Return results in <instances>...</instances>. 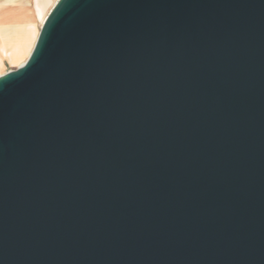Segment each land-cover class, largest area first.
Masks as SVG:
<instances>
[{
	"label": "water",
	"instance_id": "95a60500",
	"mask_svg": "<svg viewBox=\"0 0 264 264\" xmlns=\"http://www.w3.org/2000/svg\"><path fill=\"white\" fill-rule=\"evenodd\" d=\"M0 264H264V0H56L0 74Z\"/></svg>",
	"mask_w": 264,
	"mask_h": 264
},
{
	"label": "rangeland",
	"instance_id": "374dc122",
	"mask_svg": "<svg viewBox=\"0 0 264 264\" xmlns=\"http://www.w3.org/2000/svg\"><path fill=\"white\" fill-rule=\"evenodd\" d=\"M41 3V8H36V3ZM56 0H0L4 5V18L0 20V38L11 46L15 41H20V48L15 50L11 58L4 53L0 60V74L16 68L28 56L39 32L41 21L51 9ZM3 13L2 8L0 14Z\"/></svg>",
	"mask_w": 264,
	"mask_h": 264
},
{
	"label": "crops",
	"instance_id": "0c3cea01",
	"mask_svg": "<svg viewBox=\"0 0 264 264\" xmlns=\"http://www.w3.org/2000/svg\"><path fill=\"white\" fill-rule=\"evenodd\" d=\"M4 7V5H2V6H0V9L2 8V11H3V13H1L0 14V20H2L5 16V14H4V9L5 8H3ZM5 33V31L3 32H1L0 31V34H4ZM7 42L6 41H3L1 38H0V60L2 61L3 59H4V53H8V55H9V57L11 58V55H12V53L17 49H19L20 48V41L19 40H17V41H15V43H13L11 46L9 45H7L6 44Z\"/></svg>",
	"mask_w": 264,
	"mask_h": 264
},
{
	"label": "bare ground",
	"instance_id": "6f19581e",
	"mask_svg": "<svg viewBox=\"0 0 264 264\" xmlns=\"http://www.w3.org/2000/svg\"><path fill=\"white\" fill-rule=\"evenodd\" d=\"M36 8H37L38 10H40V8H41V3H40L39 1H37V3H36ZM44 18H45V17H44ZM44 18L42 19L41 22H43ZM29 53H30V52H29Z\"/></svg>",
	"mask_w": 264,
	"mask_h": 264
}]
</instances>
